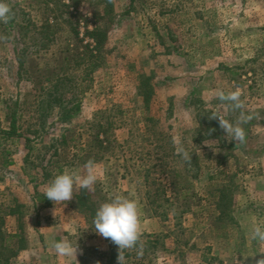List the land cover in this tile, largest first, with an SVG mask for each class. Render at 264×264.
I'll list each match as a JSON object with an SVG mask.
<instances>
[{
  "label": "rangeland",
  "instance_id": "374dc122",
  "mask_svg": "<svg viewBox=\"0 0 264 264\" xmlns=\"http://www.w3.org/2000/svg\"><path fill=\"white\" fill-rule=\"evenodd\" d=\"M6 2L16 19L0 22V127L9 129V111L25 105L17 112V134H0V204L14 205L16 199L25 205L28 246L36 242L31 254L23 250L10 264H118V246L97 234L79 211L75 196L81 189L61 204L45 197L56 175L65 169L82 172V162L98 150L88 124L101 111L122 126L114 131V145L102 151L105 158L95 162L93 190L106 199L99 206L115 194L138 201L141 239L156 240L149 255L153 264H256L264 258V244L250 238L254 225L264 226V0H85L71 9L83 43L95 44L88 29L106 30L100 60L92 67L66 59L73 39L67 24L40 29L52 21L47 6L56 0ZM29 17L39 28H20ZM19 51L26 55L22 70ZM235 87L242 91L245 113L254 115L242 125L243 144L230 141L209 119L218 112L235 123L239 110L216 97L218 90ZM46 90L54 100L78 99L73 122L58 120V104L48 107ZM153 125L170 135L174 151L182 143L197 153L199 167L188 163L184 172L180 161V174L172 176L153 165L159 152L144 138ZM24 137L31 139L29 152ZM56 152L63 170L44 180L41 166ZM9 159L14 163L8 165ZM146 169L169 187V200H147L141 185ZM17 228L14 217L0 225L6 233ZM61 239L78 244L77 260L55 252L52 244ZM125 264L134 259L125 257Z\"/></svg>",
  "mask_w": 264,
  "mask_h": 264
},
{
  "label": "trees",
  "instance_id": "16d2710c",
  "mask_svg": "<svg viewBox=\"0 0 264 264\" xmlns=\"http://www.w3.org/2000/svg\"><path fill=\"white\" fill-rule=\"evenodd\" d=\"M68 3H65L64 0H56L54 3V7L47 6L48 8V17L51 18V22L46 21V23H42L40 26V29L46 28L48 31H51L55 28H57V25L60 24V21L67 24L69 31L67 33L68 36L73 34L72 41L70 40L68 44L66 45L65 53H67L66 59L70 62L74 61L78 64H86V62H90V67H92V64L94 62H97L100 60V52L103 50V42L106 35V30L95 28L93 30H89L86 32L88 36L94 38L93 41L95 44L83 43V39L79 37V21L78 16L74 14L73 11H71L72 7H78L82 2L84 3L85 0H68ZM50 1H48L49 5ZM19 14H23V19L26 17V13L22 9H19ZM98 16V14H97ZM15 17H12V19L9 21V23L13 22L15 20ZM99 22V21H98ZM20 28L25 27H35L36 29L39 28L36 26V24L33 22V20L29 17L28 21L25 23H20ZM50 33V32H49ZM56 33V32H53ZM71 38V37H70ZM43 47H46L47 44H42ZM100 51V52H99ZM18 59H19V68L25 69V61H26V55L25 52L21 51L18 52ZM46 97V102L48 107L53 106L55 107V104H58L59 109V118L58 120L62 123H69L73 122L75 119V112L80 110L81 103L78 101V99L75 96L71 97H59L56 100H54V94L50 91L46 90L44 93ZM28 97L32 96V94H27ZM146 104L149 102V100H145ZM52 102L54 104L52 105ZM21 107L22 105H25L24 103H18ZM44 104L45 101L43 99L40 100V104L37 107V110L39 112L38 121L41 120L43 113H44ZM14 109L13 111H9L10 113V127L9 129H4L0 127V134L5 136H13L17 134L18 132V113L20 110H23V108ZM52 108V107H50ZM106 113L101 111L100 112V121L96 118L95 121L90 122L88 125L90 128L94 129L95 133L94 135H91L93 137L94 145L93 148H97L98 150L94 153H92L91 160H94L95 162L102 161L105 157L102 153L107 152L110 150V148L114 145L116 142V139L114 137V131L115 129L122 126L121 123H115L112 122L106 117ZM101 117L105 120L102 122ZM151 120V119H150ZM215 123L217 125V129H221L219 126L218 119H215ZM46 120H42V126H45ZM210 128L212 127L213 121H210L209 123ZM154 126V125H153ZM210 132L212 131V129ZM152 131H150V137H144L145 141H151V144H154V149L159 152V155H156L157 163H154L155 166H163V172L169 173L172 176L179 175V171L177 169V165L181 160L182 157L176 153L172 149L171 141H170V135L165 132L162 127L155 125L154 127H151ZM100 134H102V138L100 137ZM21 136V135H20ZM66 134L62 133V143H66ZM25 140V147L28 149V142L31 141L29 137H24ZM7 154H11L12 152L8 150L6 152ZM150 153V152H149ZM29 153H26L25 160H27ZM151 154V153H150ZM192 161L189 165L194 164L195 167H199V156L197 153L192 152ZM59 153H54L52 156V159H50L45 165L41 166V175L44 180L48 179L53 171L56 169L58 171L63 170V166L60 164V159H58ZM55 158V159H54ZM57 158V159H56ZM90 160V159H89ZM88 160H84L82 164L84 165ZM14 161L12 159H9L7 161V164H13ZM187 164V165H186ZM188 166V163H185L183 166V171H186V167ZM53 168V169H52ZM168 168V169H167ZM52 169V170H51ZM151 169H146L145 175L141 178V185L145 186L147 188V191L145 193L146 198L148 201L155 203L157 202L161 197H164L163 200H169L170 196L167 194L169 187H167L166 184L163 183V180H161L159 177H152L151 175ZM173 184L170 182L168 186H171ZM154 188L149 190L148 188ZM225 191V188L222 189V192ZM223 196V194H222ZM105 197L99 192V190H87V189H81L80 193L75 196L76 203L79 207L80 213L84 214L88 221L93 222L95 213L97 209L99 208V202L106 200ZM225 198V197H224ZM226 199V198H225ZM224 199V200H225ZM14 205H6V203L0 204V224L3 225L5 218L9 216L16 217L17 221V229L15 232L6 233L2 229H0V264H10L13 259L19 256L20 252L25 250L28 247V239L25 234V227H24V217H25V205L23 203L18 202L16 199L11 202ZM147 238L152 237L151 235H146ZM18 238V239H13ZM155 239H141V243L143 245L142 249V255H138V248L137 249H131L129 253L125 254V257L134 259L135 264H148L152 263V259H150V249L152 248V244L155 243Z\"/></svg>",
  "mask_w": 264,
  "mask_h": 264
},
{
  "label": "clouds",
  "instance_id": "9594fccd",
  "mask_svg": "<svg viewBox=\"0 0 264 264\" xmlns=\"http://www.w3.org/2000/svg\"><path fill=\"white\" fill-rule=\"evenodd\" d=\"M12 17L11 6L6 0H0V22L7 23ZM216 97L220 102L228 104L233 111L239 110L240 114L235 123L218 112L213 113L209 119H218L220 128L224 130L226 138H231L230 141L245 143L246 132L242 125L251 121L254 115L246 114L243 110L241 89L235 87L234 90L228 92L218 90ZM175 150L185 163H191L192 154L182 143L177 144ZM97 180L96 163L90 159L83 165L82 172L65 169L61 174L56 175L47 186L45 197L55 204L68 202L73 199L74 193L76 194L79 189L93 190ZM93 224L97 234L110 239L118 246V264H125V250L138 248V255H142L141 208L135 199H129L121 194L113 195L108 202L99 206ZM250 238L264 244V226L254 225L250 231ZM52 247L61 257L75 259L77 257L78 244L74 245L68 239L54 242ZM256 264H264V258L257 260Z\"/></svg>",
  "mask_w": 264,
  "mask_h": 264
},
{
  "label": "crops",
  "instance_id": "0c3cea01",
  "mask_svg": "<svg viewBox=\"0 0 264 264\" xmlns=\"http://www.w3.org/2000/svg\"><path fill=\"white\" fill-rule=\"evenodd\" d=\"M51 207H49L48 209H50ZM9 217H13V216H9ZM16 219V217H14ZM1 225V224H0ZM35 243L34 241H32L29 246L24 250L26 253L28 254H31L32 252V249H33V246H35Z\"/></svg>",
  "mask_w": 264,
  "mask_h": 264
}]
</instances>
